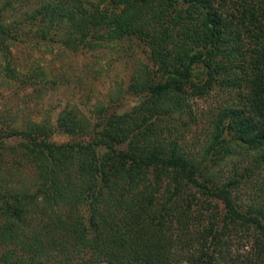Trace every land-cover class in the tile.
<instances>
[{"label":"trees","instance_id":"trees-1","mask_svg":"<svg viewBox=\"0 0 264 264\" xmlns=\"http://www.w3.org/2000/svg\"><path fill=\"white\" fill-rule=\"evenodd\" d=\"M27 40L146 62L127 110L3 122L0 264H264V0H0L1 56Z\"/></svg>","mask_w":264,"mask_h":264},{"label":"rangeland","instance_id":"rangeland-1","mask_svg":"<svg viewBox=\"0 0 264 264\" xmlns=\"http://www.w3.org/2000/svg\"><path fill=\"white\" fill-rule=\"evenodd\" d=\"M8 49L5 59L0 52V128L3 122L19 121L26 115L52 121L57 112L67 107L93 116L100 107L117 113L127 110L136 102V96L127 91L130 77L146 62L144 53L131 40L76 52L46 41L35 44L34 40L15 42ZM6 61L19 72L39 67L57 82L38 96L31 85L22 87L19 80L5 76ZM210 100L208 96L190 102L193 121L188 138L194 137L192 142L199 141L197 137L204 129L203 113ZM52 139L63 142L68 137L54 133ZM245 244L243 250L248 241Z\"/></svg>","mask_w":264,"mask_h":264}]
</instances>
